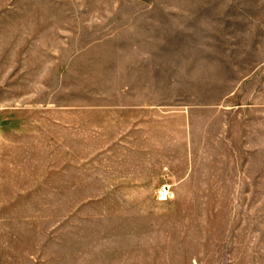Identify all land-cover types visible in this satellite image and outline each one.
I'll return each mask as SVG.
<instances>
[{"label": "rangeland", "instance_id": "1", "mask_svg": "<svg viewBox=\"0 0 264 264\" xmlns=\"http://www.w3.org/2000/svg\"><path fill=\"white\" fill-rule=\"evenodd\" d=\"M0 264H264V0H0Z\"/></svg>", "mask_w": 264, "mask_h": 264}, {"label": "built area", "instance_id": "2", "mask_svg": "<svg viewBox=\"0 0 264 264\" xmlns=\"http://www.w3.org/2000/svg\"><path fill=\"white\" fill-rule=\"evenodd\" d=\"M160 193H161V194H167V193H168L167 188L164 187V188L160 191Z\"/></svg>", "mask_w": 264, "mask_h": 264}]
</instances>
